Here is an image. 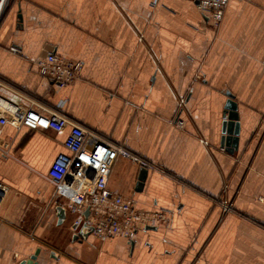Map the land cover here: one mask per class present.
Masks as SVG:
<instances>
[{
	"label": "crops",
	"instance_id": "0c3cea01",
	"mask_svg": "<svg viewBox=\"0 0 264 264\" xmlns=\"http://www.w3.org/2000/svg\"><path fill=\"white\" fill-rule=\"evenodd\" d=\"M50 51L81 61L80 78L58 87L40 76L34 61ZM0 81V96L19 107L11 118L36 100L152 165L113 150L108 186L168 213L133 241L76 236L83 225L74 228L68 204L91 174L76 167L58 190L47 176L70 126L7 125L0 264L37 250L34 264H264V0H229L218 26L197 0H11ZM228 91L240 120L233 154L220 145ZM224 182L234 209L222 214Z\"/></svg>",
	"mask_w": 264,
	"mask_h": 264
},
{
	"label": "built area",
	"instance_id": "2783aa9c",
	"mask_svg": "<svg viewBox=\"0 0 264 264\" xmlns=\"http://www.w3.org/2000/svg\"><path fill=\"white\" fill-rule=\"evenodd\" d=\"M10 2L11 0H0V22ZM228 2L229 0H198V8L207 16L213 26H218ZM10 49L17 54L22 52L17 46H12ZM34 65L40 76L58 87L73 84L80 78L83 70L81 61L68 59L52 51L35 60ZM0 85H3L1 81ZM184 104L185 100L181 98L179 105L183 106ZM18 111V106L0 96V138L7 125L56 132L62 131L67 125L71 128L64 142L67 152L59 153L56 156L47 176L58 190L65 185L74 168L90 172L89 186L68 204V209L76 215L74 228L86 224L91 228L90 234L100 240L123 236L129 241H133L138 231L148 230L149 227H156L158 224L168 221L167 212L138 209L132 197L108 186L110 170L105 166V161L113 150L119 155L136 160L142 167H152L148 162L137 159L123 145L110 142L98 133L70 120L58 109L39 101L31 100V105L25 109L20 119L11 118V116L17 115ZM177 124L179 127H184L182 120H178ZM202 141L208 145V141ZM3 153L6 154L5 151ZM6 190V186L0 184V203ZM221 206L224 213L234 209L233 204L228 200H223ZM87 211L88 215L86 216Z\"/></svg>",
	"mask_w": 264,
	"mask_h": 264
},
{
	"label": "water",
	"instance_id": "95a60500",
	"mask_svg": "<svg viewBox=\"0 0 264 264\" xmlns=\"http://www.w3.org/2000/svg\"><path fill=\"white\" fill-rule=\"evenodd\" d=\"M198 3V0H197ZM227 100L224 106L223 111V122H222V136L220 145L229 153H234L238 150L239 139H240V120L238 113V102L235 99V96L231 92H227ZM147 170L144 169L140 177L141 183L145 180ZM59 218L62 220L65 217V209L59 207ZM88 215V211L85 214ZM155 227H149L148 229H154ZM91 233V228L84 224L76 236L86 237ZM39 253L37 250L36 253L31 256L29 260L22 261L20 264H34L36 256Z\"/></svg>",
	"mask_w": 264,
	"mask_h": 264
},
{
	"label": "rangeland",
	"instance_id": "374dc122",
	"mask_svg": "<svg viewBox=\"0 0 264 264\" xmlns=\"http://www.w3.org/2000/svg\"><path fill=\"white\" fill-rule=\"evenodd\" d=\"M223 200H228L229 202H231V204H233V202H232V196H230L228 194V185H227L226 182H224V185L222 186V193H221L220 200H219L221 204H222V201ZM221 209H222V206H221ZM230 212H232V210ZM223 213L224 212H223V209H222V214Z\"/></svg>",
	"mask_w": 264,
	"mask_h": 264
}]
</instances>
